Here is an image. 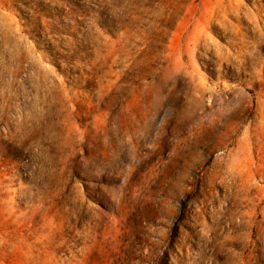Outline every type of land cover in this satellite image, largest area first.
Returning a JSON list of instances; mask_svg holds the SVG:
<instances>
[{
    "label": "rangeland",
    "instance_id": "374dc122",
    "mask_svg": "<svg viewBox=\"0 0 264 264\" xmlns=\"http://www.w3.org/2000/svg\"><path fill=\"white\" fill-rule=\"evenodd\" d=\"M0 264H264V0H0Z\"/></svg>",
    "mask_w": 264,
    "mask_h": 264
}]
</instances>
